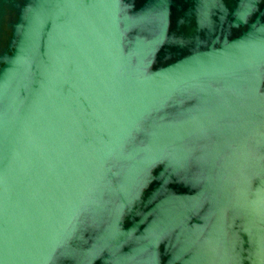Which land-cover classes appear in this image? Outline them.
<instances>
[{
  "label": "water",
  "instance_id": "water-1",
  "mask_svg": "<svg viewBox=\"0 0 264 264\" xmlns=\"http://www.w3.org/2000/svg\"><path fill=\"white\" fill-rule=\"evenodd\" d=\"M0 264H264V0H0Z\"/></svg>",
  "mask_w": 264,
  "mask_h": 264
}]
</instances>
